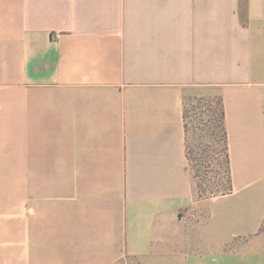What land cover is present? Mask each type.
<instances>
[{"label":"crops","instance_id":"0c3cea01","mask_svg":"<svg viewBox=\"0 0 264 264\" xmlns=\"http://www.w3.org/2000/svg\"><path fill=\"white\" fill-rule=\"evenodd\" d=\"M188 88L222 100L226 193ZM263 224L264 0H0V264H264Z\"/></svg>","mask_w":264,"mask_h":264},{"label":"rangeland","instance_id":"374dc122","mask_svg":"<svg viewBox=\"0 0 264 264\" xmlns=\"http://www.w3.org/2000/svg\"><path fill=\"white\" fill-rule=\"evenodd\" d=\"M183 105L187 166L196 179L199 195L228 192L230 174L220 96L188 88L183 95Z\"/></svg>","mask_w":264,"mask_h":264},{"label":"trees","instance_id":"16d2710c","mask_svg":"<svg viewBox=\"0 0 264 264\" xmlns=\"http://www.w3.org/2000/svg\"><path fill=\"white\" fill-rule=\"evenodd\" d=\"M220 102H221V117H222V125L224 124V110H223V104H222V100L220 98ZM225 128V127H224ZM225 151H226V162L228 164V155H227V136H225ZM229 167V166H228ZM231 188V187H230ZM229 188V190H230Z\"/></svg>","mask_w":264,"mask_h":264}]
</instances>
